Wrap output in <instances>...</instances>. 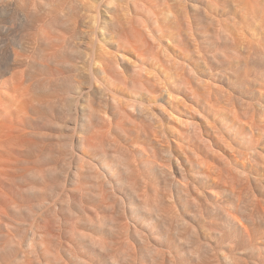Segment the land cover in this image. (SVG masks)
<instances>
[{
    "label": "bare ground",
    "instance_id": "6f19581e",
    "mask_svg": "<svg viewBox=\"0 0 264 264\" xmlns=\"http://www.w3.org/2000/svg\"><path fill=\"white\" fill-rule=\"evenodd\" d=\"M24 1L21 11L0 0V47L13 41L23 52H0V264H264V72L245 65L252 79L224 77L259 86V120L245 101L225 96L230 90H215L212 70L204 78L185 67L196 82L166 78L164 66H150L159 58L139 48L142 35L158 47L166 38L145 0L141 39L122 29L112 47L94 38L83 50L54 36L46 38L53 52L28 60L27 40L43 38L64 12L54 18L57 2L49 0L38 18L40 6ZM247 1L246 12L262 9ZM29 7L38 8L27 24ZM16 12L23 16L13 40ZM209 14L205 36L227 60L241 36ZM41 23L49 27L43 34Z\"/></svg>",
    "mask_w": 264,
    "mask_h": 264
},
{
    "label": "rangeland",
    "instance_id": "374dc122",
    "mask_svg": "<svg viewBox=\"0 0 264 264\" xmlns=\"http://www.w3.org/2000/svg\"><path fill=\"white\" fill-rule=\"evenodd\" d=\"M16 1H17V3H16ZM34 1L38 4V7L40 6L39 7L40 9L37 7L38 10H40V11H37V8L35 9V8L29 7L27 9V24H28V21L30 19V18L28 19V16L29 15L32 16L33 14H35L36 13L35 10L37 11L36 15H38V12L41 15V16L38 15L37 17L42 18V16H43L42 14H45V11L43 10V7H41V5L42 6L44 5L46 8L47 5L49 4V0H34ZM58 1L60 3H58ZM65 1L66 0H56L55 1V3L56 2L57 3L54 6V10L57 9L56 11H58V13L57 12L55 13V11H54L55 15L53 13V17L56 16L57 18L58 17L60 18V15H62L64 12V14L60 18V22L58 21L59 23L58 22L57 23L62 25L63 23L66 22L65 20L68 19L70 21L69 23H73V24H68V25L65 24V25H62V27H60V25L57 26L56 25L57 23H54L52 25L53 29L50 30L49 27L48 28L46 27L47 29H49V30H46L45 27H44V29H42V23H41L39 27L41 28V30H44L43 32L41 31V33L43 34L45 32V30H46V32H45V34H43V38L38 39V37L37 38L34 37L35 39L30 38L31 40L30 39L27 40L30 42V43L27 42V53L29 52V54H27L28 60L33 55H34L33 58H31L30 60H34L39 55V52H40V54H42V53L47 54V51H48V54H50V52H49L50 50H51V52H53L51 49V46L49 48V44L47 42L48 40H46V38H50V37H54V36L60 37V38L62 37V39H63V36L65 35L66 37L64 39L67 38L65 41L68 42V40H69L68 43H70V44L73 43L75 45L76 44L78 45L80 43L79 45H81L83 50H86L84 48L85 45L90 43V41L94 38H99L102 41L104 40L105 43L110 45L112 42H114V43L119 42L120 37L119 36L117 37V35L120 33L122 35H124L123 33L125 31L130 32L131 29L132 30L135 29V31H134L135 35H133L134 34V33H132L133 31H131V33L133 36H136L137 35L136 30H137V33L138 32L142 33L141 29L143 30V28H145L143 26L147 25V23L149 24L148 19L146 17L150 16L148 11L152 9V11L155 10V12L153 11V13H155V14L157 13L156 16L158 14L160 15V18L162 20V25H164V27L162 26V28L164 30L163 35L166 34L165 39H167V40L163 39L165 43L163 42V44H161L162 47L161 46L158 47L159 44L156 43L157 44L156 45L155 43H153L154 42L153 40L151 42V39H149L150 37L148 38L144 35L146 38H148L146 40V41H148L147 45H151V46H147V45L145 46L144 45L145 47H147V49H144L145 50L144 51L142 49L143 48L142 44H144V43L146 44V41L144 42V36L140 33H138V34L142 35L140 37L141 38L143 37V39L139 38L138 37L139 35L136 36L137 39H141L140 41H142V42H140L142 44L139 45L140 46L139 48L141 49L142 53H145L147 50V52L148 51L150 52V53H148V55L151 54L152 56L159 58V63L155 64L156 63L155 61H153L154 63L153 62L150 63L151 67H153V65H155L153 68L158 69V67L161 66L160 69H162V66H164L163 68L165 70H167V71L164 70V72H167V74L165 73L166 78L170 77L169 75L173 74L174 76L172 75L171 77H176V76L179 77L181 75L183 78H186L187 80L189 78L191 79L192 77H190V75H188L187 73H186V76L182 75L184 73L185 67H187V68H185L186 71L188 70V66L189 67L192 66L193 68L196 67L194 69L196 70V72L198 71L197 75H201V77H204V78H205V75L207 74L206 72L212 70L211 72L216 77L215 79L217 80L218 84H220L217 88H215V90L220 89L219 91H221L222 88L224 90V91L222 90L223 92H226V91L229 92V90H230L231 92L228 94L226 93L227 95H225V96L230 95L232 98H234V97L238 98L239 97V98L243 99V100H241L239 98L238 99L235 98V100L237 99L239 101H245V104H247V107L250 106L252 108L251 111L257 108V105H258L257 103H258L260 98L257 95L256 90L258 91L259 86L256 87V86L248 85L247 88L240 87L238 84H237L238 86L236 84L233 85V84H231V82H228V81L226 83V81H224V77L228 76L229 80L232 82H234L237 79H243V80L252 79L254 77V76H252L253 72H252V74L247 72L245 70L246 66H248L251 69L254 68L253 70H255V71L260 70V71L264 72V52L262 53V51H264V18H263L264 17V0H260V3H259V5L261 4L262 9H260L258 6L255 7L256 4L254 6L255 9H252V10H254V12H252V10H250V8H249V12L251 11V14L253 16L250 13H248V11L246 12V10L248 9V5L246 4L248 2L247 0H246L247 2L245 0H208V2H206V3H204V2L202 3V1L200 2V0H196V1L195 0H145L146 2L144 0H142V1L140 0V2L138 0L137 1L136 0H75L76 3L73 4V10H72V6L68 5L67 3H70V1H74V0H67V2H65ZM244 1H245V3H244ZM24 2H26V1H24V0H13V3H14V5H16V8H19L20 10L22 9L21 8L22 5H19V4H23V5L25 4L26 5V3H24ZM138 2H139L138 5L134 4V3H138ZM141 2H142V4H143V2H145L144 6L142 4H140ZM258 2H259V0H258ZM146 3H147V5H146ZM243 3L247 5L246 9H244ZM57 4H58V6L56 7ZM65 4H66V6H65ZM209 4H210V6H209ZM134 5H136V6H134ZM141 5H142V7H145L146 10H147V7L149 8V6H151L150 7L151 9L149 8V10L146 11L145 8L143 9L141 7ZM67 6H71V10H69ZM24 8H25V6H24ZM59 8H62V9H59ZM256 8L259 9L261 12L259 10L256 11ZM31 9H33V10H31ZM202 9L205 11V12L203 11L204 15H202L200 13L201 12L200 10H202ZM60 10L63 12H61ZM21 11H24V10L22 9ZM30 11L32 12V14L29 13ZM107 11H110V12L108 13ZM207 11L210 14L212 13L213 15L218 14L219 17L223 20L222 22L225 23L230 28V30H232L233 34H235V37L241 36V38H242V39L236 38V40L239 41V50H240L239 53H233V54L228 53L229 57H227V60H225L223 57L218 56L219 52H220L219 47H216V48L213 47L212 44H210L211 42L209 43L210 38H207V36H205V35H209V33L211 34V31H212V29H211L212 25H210L208 23L209 19L206 18V15L209 14ZM60 12L62 14H60ZM21 13L18 14L16 12V15H15L18 18L15 17L16 19L14 22V26L18 27V29H14L15 27L13 28V31L17 32V33L15 32L16 35L13 32V34H12L13 40H16V38H17L16 36L18 35V33H20L19 30H21V28H20L21 24L20 23L22 21L19 20L23 16V13H22V16H21ZM56 14H58V15H56ZM159 15H158V17H159ZM202 16H204V17H202ZM64 17H65V20L62 19ZM200 17L204 18V20L201 21L202 18H200ZM68 20H67V22H68ZM146 20H147V23H145ZM62 21H63V23H62ZM17 22H19V23L17 24ZM187 22H189V23L191 22L190 23L191 25L193 23H195V24L192 25L193 27H191L190 24H188L190 26V28H188L189 26L185 25V23L187 24ZM15 23L17 26L15 25ZM45 23L48 24L47 22H45ZM19 24H20V26H18ZM46 24L43 23V26L44 25L48 26ZM136 24L139 25L140 27L142 26V28L140 29L139 26H137ZM202 25H204L203 28H201ZM65 26H69V27H65ZM135 26H137L139 29H137ZM146 27H148V25ZM195 27L201 28L200 30H202V31L198 30L199 28L197 29ZM72 28L74 29V31L70 32V30ZM193 28H195V29L191 30ZM243 28H244V30H246L245 32H241L242 31L241 29H243ZM54 29H56L57 32H59V33L57 34V32ZM75 29H77V30H75ZM122 29H123V33H122ZM189 30H191V31H189ZM247 30H248V32H247ZM51 31L54 33H52ZM118 31H121V32L118 33ZM126 32H125V34H127V35H124V37H126L128 35L131 36V33H129V32L126 33ZM199 32H201L202 35H200L201 33L199 34ZM241 33L244 34V37L242 36ZM61 34H62V36H61ZM44 35H46L47 37ZM39 37H41V36H39ZM117 38H118V40H117ZM244 38H245V40H243ZM41 39H43V40L41 41ZM149 42H151L153 44H151ZM8 43L10 46V47L9 46L8 47L10 49H14V51L19 52V53L21 52L20 54H23L22 51H18V50H20L19 48L17 50V46H15L13 44V41L8 42ZM12 44L15 46L16 49L13 48ZM247 45H250V46H247ZM32 46H34V47H32ZM201 46H202V48H201ZM245 46H247L249 48H247ZM8 47H6V48L4 47V49L0 47V52H2V49L8 50L9 49ZM111 47H112V44H111ZM244 47L248 51H250L252 48L254 50H257V51L259 50L260 51L259 55L252 56L251 53H249L247 50H246L247 52H244L245 51ZM259 47H261V48H259ZM33 50H35V52ZM241 50L242 51L244 50L243 53ZM147 52H146V54H147ZM32 53H34V54H32ZM207 53L210 56L213 55L216 60L213 58V56L212 57L206 56V55H208ZM240 53H241V56H240ZM247 53H248V55H247ZM243 55L245 58L244 57L240 58ZM215 56H217V57H215ZM210 58H211V60L209 61ZM238 58L240 60L232 61V59L237 60ZM249 58H250V60H249ZM253 59H254V61H253ZM257 59H258V61H257ZM242 60H245V61H242ZM224 61L229 62L227 67L223 66L225 64ZM243 64H244V66H243ZM220 68H221V70H220ZM206 69H208V70H206ZM229 69H232V70H229ZM256 69H258V70H256ZM223 70H225V71H223ZM236 70H238L239 72L235 73V75H234V72ZM220 73L225 75V76L221 75ZM230 74H232V75H230ZM167 75H168V77H167ZM222 76H223V78H222ZM194 78H196V77L192 78L193 81L195 80ZM196 80H197V78H196ZM196 80L194 82H196ZM230 87H232V88H230ZM225 89H226V91H225ZM242 96H244V98ZM254 103H255V105H253ZM220 106H217L219 109L217 108L216 110L221 111L222 109L220 108ZM252 106H254V107H252ZM258 110H260V109L258 108V109H256V111L251 112L252 114H254L255 118L257 115H259V112L257 115L255 113ZM242 112L243 111H241V113ZM245 112L246 111H244L243 113H245ZM251 113L249 114V116L252 115ZM256 119L259 120V117H257ZM164 125L166 128H167V126H169L168 123H167V126H166V124H164ZM157 132L158 131L155 129H153V131H152L153 135H154V133L157 135ZM9 233L11 234V236H13L14 239H16L15 240L16 242H19L21 245H24V241L21 240L20 236L18 238L16 236L19 233H17V232L14 233V231H11ZM30 257H31V259H30ZM28 258L30 261H33V259H34L31 255Z\"/></svg>",
    "mask_w": 264,
    "mask_h": 264
}]
</instances>
